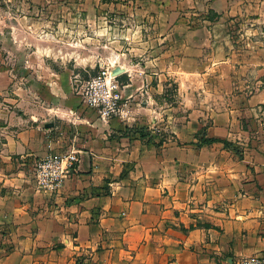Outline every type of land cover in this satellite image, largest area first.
Here are the masks:
<instances>
[{"label": "crops", "instance_id": "crops-1", "mask_svg": "<svg viewBox=\"0 0 264 264\" xmlns=\"http://www.w3.org/2000/svg\"><path fill=\"white\" fill-rule=\"evenodd\" d=\"M237 1L207 10L249 12V0ZM179 8L160 5L135 26L144 33L123 36L129 47L109 67L124 68L121 106L107 122L72 91L73 74L90 76L86 57L35 49L17 65L0 50V264H234L264 254V46L254 36L264 8L251 12L246 46ZM71 150L79 162L61 189L37 190L35 160Z\"/></svg>", "mask_w": 264, "mask_h": 264}, {"label": "rangeland", "instance_id": "rangeland-1", "mask_svg": "<svg viewBox=\"0 0 264 264\" xmlns=\"http://www.w3.org/2000/svg\"><path fill=\"white\" fill-rule=\"evenodd\" d=\"M211 2L212 0H0V50L13 53L6 62L17 65L24 64L27 53L35 49H50L66 56L73 53L86 57L84 60L94 64L89 69L90 75H93L101 65L110 67L113 64V52L119 53L129 47V40L123 36L144 33V27L135 26L144 23L147 25L160 5L171 9L174 3L180 7V12H193L211 22H218V30L224 33L228 30L236 41L235 45L246 46V41L253 37L245 33L246 26H257L255 15L251 12L255 11L257 5L258 10L264 8V0H249V12L235 11L223 16L211 9L207 10ZM256 30L258 32L254 36L260 37L264 46V34L261 28ZM75 61L66 57L65 65L73 69ZM20 72L22 73L21 70ZM80 73L72 75V91L75 95L79 79H85ZM176 89V84L172 82L168 90L171 99H175ZM156 128L157 126H153L150 129Z\"/></svg>", "mask_w": 264, "mask_h": 264}, {"label": "built area", "instance_id": "built-area-1", "mask_svg": "<svg viewBox=\"0 0 264 264\" xmlns=\"http://www.w3.org/2000/svg\"><path fill=\"white\" fill-rule=\"evenodd\" d=\"M77 95L82 104L93 109L103 122H107L120 110L121 86L116 76L111 75L109 67L100 66L95 74L86 79L80 78ZM78 162L79 157L75 150L64 153L49 152L37 158L33 170L36 189L47 193L58 192ZM234 264H264V254L239 256Z\"/></svg>", "mask_w": 264, "mask_h": 264}, {"label": "water", "instance_id": "water-1", "mask_svg": "<svg viewBox=\"0 0 264 264\" xmlns=\"http://www.w3.org/2000/svg\"><path fill=\"white\" fill-rule=\"evenodd\" d=\"M124 71V68L120 67V66H116L111 70V75L113 76H117L120 73H122ZM51 124H47V126H50Z\"/></svg>", "mask_w": 264, "mask_h": 264}, {"label": "trees", "instance_id": "trees-1", "mask_svg": "<svg viewBox=\"0 0 264 264\" xmlns=\"http://www.w3.org/2000/svg\"><path fill=\"white\" fill-rule=\"evenodd\" d=\"M117 78V77H116ZM213 141H217V139H211V138H205L202 140L204 143H211ZM228 142L224 141V144L226 145Z\"/></svg>", "mask_w": 264, "mask_h": 264}]
</instances>
